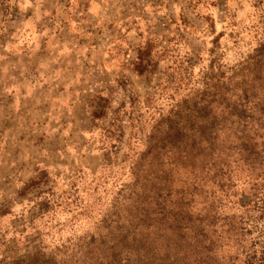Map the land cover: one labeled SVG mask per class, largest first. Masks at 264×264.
<instances>
[{
    "label": "clouds",
    "instance_id": "clouds-1",
    "mask_svg": "<svg viewBox=\"0 0 264 264\" xmlns=\"http://www.w3.org/2000/svg\"><path fill=\"white\" fill-rule=\"evenodd\" d=\"M0 264H264V0H0Z\"/></svg>",
    "mask_w": 264,
    "mask_h": 264
}]
</instances>
